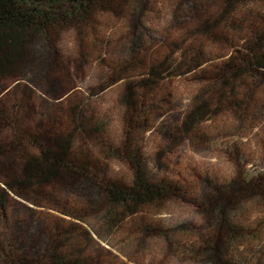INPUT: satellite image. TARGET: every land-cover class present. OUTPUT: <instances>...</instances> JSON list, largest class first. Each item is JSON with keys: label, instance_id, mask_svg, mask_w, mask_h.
Wrapping results in <instances>:
<instances>
[{"label": "trees", "instance_id": "1", "mask_svg": "<svg viewBox=\"0 0 264 264\" xmlns=\"http://www.w3.org/2000/svg\"><path fill=\"white\" fill-rule=\"evenodd\" d=\"M160 4L176 21L194 11L192 36L171 42L163 59L151 48L155 56L136 67H112L93 91L73 85L57 96L74 68L60 48L65 32L75 31L77 54L87 62L102 55L85 29L113 15L135 53L155 36L145 16ZM119 82L123 127L113 140L90 99ZM179 82L201 87L173 128L175 140L183 137L193 150L198 141L212 143L205 124L223 114L247 127L236 135L249 134L264 116V103L254 104L264 98V0H0V264H126L102 245L100 232L139 218L136 235L147 236L152 223L140 217L147 208L187 198L185 185L168 178L164 154L154 171L145 152ZM231 148L233 176L198 175L196 198L188 201L206 223L204 231L193 229L190 256L206 264H237L231 250L252 233L234 216L248 201L264 202V169L248 170L251 159L237 142ZM118 162L130 180L118 177ZM169 233L155 235L169 240Z\"/></svg>", "mask_w": 264, "mask_h": 264}, {"label": "rangeland", "instance_id": "2", "mask_svg": "<svg viewBox=\"0 0 264 264\" xmlns=\"http://www.w3.org/2000/svg\"><path fill=\"white\" fill-rule=\"evenodd\" d=\"M165 5L154 6L146 14L145 18L155 36L153 39L146 38L148 43L144 42V45L147 48L135 53L128 51L129 37L124 30L122 19L113 15L99 16L97 27L85 29V34H88L86 36H91L89 37L90 43L93 38L97 40L96 49L102 55L97 56L98 58L96 56L89 58L87 62L80 60L77 54L75 31L65 32L60 41V48L66 57L65 63L70 58V62H74V68L65 74L64 80L58 85L57 96L61 95L63 89L73 85H77L85 93L93 91L100 82L113 73L112 67L114 66L120 73L125 67H136L139 61H148L155 55L163 59L170 50L171 42L183 40L185 36L188 37V33L197 20L194 11L185 10L181 18L176 21L168 13ZM151 48L157 51L155 55L151 53L153 52ZM137 71L134 69V74H137ZM200 87V85L189 82H179L170 90V102L166 107L172 111L157 121L156 125L154 124L155 127L147 134L145 144L149 168L155 171L158 163L164 161L169 169L168 178L185 185V193H187L185 197L187 198L172 199L165 202L161 208H147L140 215L143 220L152 223L151 232L147 236L136 235L138 226L136 227L134 223L139 218L135 221L126 219V224L124 222L118 225V228H113L110 233L100 232L104 237L101 240L102 245L106 247L108 243V247L118 253V258L126 264H206L190 256L194 230L204 231L206 224L198 214L195 204L188 202L194 200L193 192L194 186L196 187L199 183L198 175L207 173L220 182L229 180L234 173V166L229 160V153L233 152L231 148L233 142H237L239 154L251 159L245 165L248 170L264 169V150H262L264 148V116L247 135H236V133H247L248 130L247 127L244 129L235 126L236 122L229 114L214 117L205 124L210 135L213 134L212 143V139L210 143L198 141L194 144L197 150H193L191 142L183 137L174 139L173 128L178 127L182 112L190 106L191 99ZM123 88L124 83L119 82L99 96L90 99L92 111L100 119L109 123L108 134L113 140H119L123 127V108L120 103ZM50 90L57 93L54 89ZM41 93L44 94V92ZM262 103H264L263 97L254 104L259 107ZM159 154H164L163 161L159 159L158 162ZM114 171L118 177L126 180L131 178L127 167L120 162L114 164ZM195 190L198 191V188ZM234 218L252 233L237 241L236 246H233L231 251L237 254L236 263L264 264V202L261 200L248 201ZM37 223L36 219L33 226L36 227ZM92 229L100 228L95 226ZM160 229L170 231L169 240L155 235V232ZM237 244L240 247H237Z\"/></svg>", "mask_w": 264, "mask_h": 264}]
</instances>
